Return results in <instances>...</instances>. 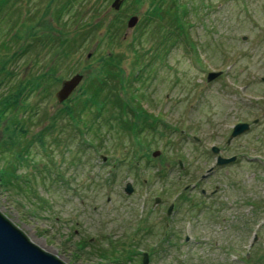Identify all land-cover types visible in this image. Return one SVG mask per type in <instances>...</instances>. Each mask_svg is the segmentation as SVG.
I'll list each match as a JSON object with an SVG mask.
<instances>
[{
  "label": "rangeland",
  "instance_id": "1",
  "mask_svg": "<svg viewBox=\"0 0 264 264\" xmlns=\"http://www.w3.org/2000/svg\"><path fill=\"white\" fill-rule=\"evenodd\" d=\"M113 1H75L60 21L68 22L64 31L100 26L63 62L50 91L31 95L22 110L29 134L56 124L45 130L51 134L44 145L33 144L29 162L17 166L20 180L0 185V212L65 264H143L144 252L147 264H264V0H179L189 11L188 38L175 45L167 40L169 18L151 19L156 0H124L118 11ZM55 2L17 0L0 25V69L19 65L17 80L45 67L49 56L41 53L37 65L25 56L14 60V46L4 43H29L33 28L38 33L52 21L53 8L45 10ZM131 16L138 21L128 27ZM111 51L123 57L129 80L113 89L133 104L122 116L137 133L115 120L126 110L108 102L102 112L110 119L101 113L96 121L98 140L84 144L86 133L57 114L77 101ZM142 67L141 79L130 82ZM76 73L83 80L58 102L61 82ZM137 106L153 118L148 129L139 128ZM239 122L251 127L229 141ZM213 146L236 160L216 165Z\"/></svg>",
  "mask_w": 264,
  "mask_h": 264
},
{
  "label": "trees",
  "instance_id": "2",
  "mask_svg": "<svg viewBox=\"0 0 264 264\" xmlns=\"http://www.w3.org/2000/svg\"><path fill=\"white\" fill-rule=\"evenodd\" d=\"M16 1L0 0V25L8 21L9 10L15 7ZM75 1L78 0H64L62 4L57 5L60 0H56L55 3L57 4L53 7L50 4L47 5L45 13L53 8L52 21L47 20L46 27L37 28L40 29L38 33L36 28L35 30L33 28L31 41L26 45L17 48L15 43H12V45L4 43L8 48L15 47L11 50L15 51L13 54L14 60H17V58L20 60L21 57L25 56L30 58V62L33 61V64L37 65L41 53L45 52L49 56V62L45 67L37 70L29 69V72L22 74L18 80L15 71L19 65H15L16 67L12 69L6 68L5 70V67L0 69V127L3 126L5 132L4 140L0 142V185L4 187L13 185L14 182L20 180L22 176L17 172V166L29 162L33 144L39 142L44 145L46 137L51 134L48 128L51 129L56 124L52 121L46 128L47 131L44 129L29 134V129L27 131L28 117L26 113L21 114L22 110L30 107L29 97L33 94L48 93L52 85L62 78L58 74L63 62L81 49L86 33H93L92 29L95 30L100 26L99 23L90 24L86 27H77V25L68 31H64L61 27L67 26L68 22L62 23L60 21L67 13H71ZM167 1L168 6H166ZM186 12H189L187 5L179 0H156L155 5L152 6L150 12L152 20L169 18L172 29H170L167 40L171 45H175L176 41L178 42L180 39L188 38L187 23L184 19ZM71 25L73 26V23ZM113 27L114 23H109L106 30L107 35L110 37L114 33ZM15 34L18 36L17 33ZM137 59L138 62L140 55L137 56ZM122 60V55L113 51L102 57L99 65L81 89V96L72 104L65 105L57 114L58 118L68 117L79 133H86L83 135L84 144L93 145L98 140L99 130L97 127L99 126H97L96 121L104 110V103L111 102L114 106H120L121 110H132L131 106H127L129 101L122 98L113 89L115 84L119 85L129 80V76H125L126 71L122 66ZM23 67L28 69L25 65ZM145 69L142 67L138 72L132 73L133 77L130 82L134 79L140 80V71ZM4 87L8 88V91H4ZM92 112H96V114L93 116V120L87 123L86 116ZM6 120L8 121L7 124L3 125L2 123ZM125 123L124 127L128 130L136 132V128L138 129L136 123H128L127 121ZM84 125H87L86 132L83 130ZM44 202L46 203V201Z\"/></svg>",
  "mask_w": 264,
  "mask_h": 264
},
{
  "label": "water",
  "instance_id": "3",
  "mask_svg": "<svg viewBox=\"0 0 264 264\" xmlns=\"http://www.w3.org/2000/svg\"><path fill=\"white\" fill-rule=\"evenodd\" d=\"M124 0H114L111 7L118 11L120 10ZM138 21L137 16H131L128 19L127 26L133 27ZM246 38V37H244ZM91 53H88V57ZM222 72H209L207 81H212L217 78ZM81 73L72 75L69 79H64L61 82L60 88L56 91V98L58 102H63L69 98L71 93L83 80ZM250 124L247 122L237 123L232 130L229 141L234 137L243 134L250 129ZM212 152L216 154V165H226L236 160V156L224 157L219 154L220 149L216 146L212 147ZM160 154V151H154L153 156ZM104 160L106 159L103 156ZM212 169L208 170V173ZM133 191L132 184L128 182L125 187V192L131 194ZM159 202L160 198H156ZM171 207L168 209L167 214H170ZM149 259L148 252H144L142 263L147 264ZM0 264H65L57 256L44 251L38 245L33 243L26 234L13 224L4 214L0 212Z\"/></svg>",
  "mask_w": 264,
  "mask_h": 264
},
{
  "label": "flooded vegetation",
  "instance_id": "4",
  "mask_svg": "<svg viewBox=\"0 0 264 264\" xmlns=\"http://www.w3.org/2000/svg\"><path fill=\"white\" fill-rule=\"evenodd\" d=\"M128 106H133V104H128ZM141 106V105H140ZM135 107V106H134ZM137 108H139L138 106H137ZM129 113H130V111L129 110H126L125 112H122V113H119V114H117L116 116L117 117H115L116 119L115 120H117V121H127L126 120V118H124L122 115H129ZM132 113H133V111H132ZM137 114H138V121H139V128L140 129H143L144 130V128L146 129H148V126L151 124V122L153 121V118H152V116H150L147 112H146V110L145 109H142V108H139V110H138V112H137ZM104 116V112H102V117ZM104 119H110V117H103Z\"/></svg>",
  "mask_w": 264,
  "mask_h": 264
}]
</instances>
